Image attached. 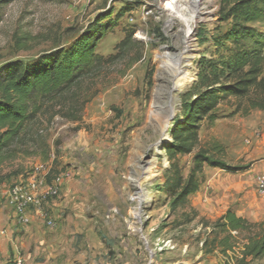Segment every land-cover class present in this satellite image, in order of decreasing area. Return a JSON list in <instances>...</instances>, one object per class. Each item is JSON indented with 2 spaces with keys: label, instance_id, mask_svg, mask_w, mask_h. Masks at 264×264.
<instances>
[{
  "label": "rangeland",
  "instance_id": "374dc122",
  "mask_svg": "<svg viewBox=\"0 0 264 264\" xmlns=\"http://www.w3.org/2000/svg\"><path fill=\"white\" fill-rule=\"evenodd\" d=\"M219 1H198L210 16L196 25L192 0H12L0 10V68L67 48L105 16L115 26L97 54L114 55L131 36L125 55L84 82L79 94L90 100L79 120L64 118L58 105L44 106L0 155V215L15 224L3 227L8 248L0 264L237 263V250L224 258L206 253L202 242L216 221L205 208L212 185L241 172L204 165L187 205L175 210L164 187V148L183 121L198 61L215 58L229 28L217 17ZM15 35H25L29 50L16 51ZM235 105L234 99L221 102L214 112L218 120L201 123L199 146L175 157L184 179L194 153L212 141L224 147L230 166L264 163V111L234 114ZM34 174L43 180L42 190L56 193L22 225L7 195ZM248 264H264V257Z\"/></svg>",
  "mask_w": 264,
  "mask_h": 264
},
{
  "label": "trees",
  "instance_id": "16d2710c",
  "mask_svg": "<svg viewBox=\"0 0 264 264\" xmlns=\"http://www.w3.org/2000/svg\"><path fill=\"white\" fill-rule=\"evenodd\" d=\"M11 1L0 0V10ZM217 17L220 22L229 23V28L219 39L215 58L199 59L192 91L182 107L183 121L174 125L171 142L164 148L169 161L164 187L172 196L173 210L187 205L196 190L195 177L204 165L233 174L251 166L228 165L223 158L224 147L212 141L194 153L193 167L184 179L175 157L190 155L199 146L201 123L207 121L213 125L218 120L215 110L227 99L236 103L234 114L264 111V0H220ZM114 26L109 16H105L78 34L67 48L40 55L31 63L10 62L0 68V155L44 106L58 105L64 118L80 119L90 100V96L83 95L82 99L79 94L84 82L98 78L129 47L130 35L116 46L114 55L97 54L98 43ZM24 36H14L16 51L29 50ZM202 249L206 253L217 252L224 258L237 250L236 264L261 259L264 222L252 223L228 210L213 223Z\"/></svg>",
  "mask_w": 264,
  "mask_h": 264
},
{
  "label": "crops",
  "instance_id": "0c3cea01",
  "mask_svg": "<svg viewBox=\"0 0 264 264\" xmlns=\"http://www.w3.org/2000/svg\"><path fill=\"white\" fill-rule=\"evenodd\" d=\"M264 174V163L252 164L250 168L236 175H227L211 187L210 197L205 198L207 215L217 220L225 212L231 210L238 217L249 222H264V197L255 188L259 175ZM40 217V213L36 214ZM35 222L33 227L37 224ZM15 226L14 221L8 224L6 218L0 215V228ZM8 236V235H7ZM8 237L0 239V254L7 250Z\"/></svg>",
  "mask_w": 264,
  "mask_h": 264
},
{
  "label": "built area",
  "instance_id": "2783aa9c",
  "mask_svg": "<svg viewBox=\"0 0 264 264\" xmlns=\"http://www.w3.org/2000/svg\"><path fill=\"white\" fill-rule=\"evenodd\" d=\"M42 184L43 180L37 179V175L34 174L16 183L9 190L8 203L12 206L13 216L18 223L22 225L29 223L31 210H40L48 196L56 193L42 190ZM255 188L258 194L264 197V174L257 177ZM6 236V229L0 228V239ZM21 262V259L16 260V264H21Z\"/></svg>",
  "mask_w": 264,
  "mask_h": 264
},
{
  "label": "bare ground",
  "instance_id": "6f19581e",
  "mask_svg": "<svg viewBox=\"0 0 264 264\" xmlns=\"http://www.w3.org/2000/svg\"><path fill=\"white\" fill-rule=\"evenodd\" d=\"M198 1L199 0H192V2H191L192 6H191L190 11H189V12H191V13H189V14H191V17H190L191 21H192L191 23H193L195 25L199 22L206 21L208 19V17L210 16V12H208L205 8H200L198 6ZM191 9H192V11H191ZM186 33H188V31H185L184 35ZM183 37H184V39H186V35ZM175 75H176V72L174 73V76ZM140 171L142 174H144L147 172V169L141 168Z\"/></svg>",
  "mask_w": 264,
  "mask_h": 264
}]
</instances>
